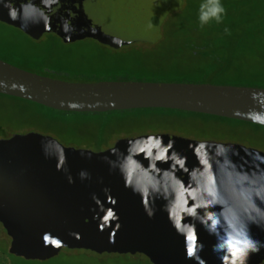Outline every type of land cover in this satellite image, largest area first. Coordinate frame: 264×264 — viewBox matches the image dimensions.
Listing matches in <instances>:
<instances>
[{
    "label": "water",
    "instance_id": "1",
    "mask_svg": "<svg viewBox=\"0 0 264 264\" xmlns=\"http://www.w3.org/2000/svg\"><path fill=\"white\" fill-rule=\"evenodd\" d=\"M0 93L68 112L166 108L250 123V114L264 112V87L137 80L77 82L41 75L3 59ZM147 136L171 142L169 155L174 151L186 166L178 170L173 165L158 181L154 176L144 179L175 193L178 216L185 204H193L191 193L205 203L215 197L210 210L221 219V228L229 221L239 228L247 225L251 237L259 242V251L248 250L243 255L244 264H264V151L168 132L120 137L102 150L64 145L37 131L0 138V223L12 239L10 251L41 261L66 247L98 254H143L152 264H198L197 257L205 264H222L219 257L223 253L212 249L216 236L197 218H184L186 235H181L161 210L163 199L152 204L156 214L149 218L140 197L125 188L119 172L111 168L110 161L119 163L127 155L129 141H139L133 145L139 148ZM201 142L206 147L200 160L210 161L206 167L193 154ZM219 145L225 153L217 152ZM136 159L147 165L142 153ZM156 167L168 169L169 164L160 162ZM81 171L89 178L81 179ZM189 236L195 239L189 241ZM188 248H192L191 257ZM231 259L229 256V264Z\"/></svg>",
    "mask_w": 264,
    "mask_h": 264
},
{
    "label": "trees",
    "instance_id": "2",
    "mask_svg": "<svg viewBox=\"0 0 264 264\" xmlns=\"http://www.w3.org/2000/svg\"><path fill=\"white\" fill-rule=\"evenodd\" d=\"M14 1L0 0V22L22 32L32 41L33 45L21 50L20 47L0 41V59L23 69L56 79L77 82L137 80L206 82L264 87V0L231 1L230 11L223 15L221 23H216L213 19V21L210 20L201 27L200 21L190 22L194 33H183L184 39L180 42L179 48L174 51L173 56L178 57L177 54L186 53L188 60L180 62V60L173 57H166L164 60H160L158 64H154L152 59H148L151 62L147 61L149 52L143 51V47L139 46V48L132 50L133 47L138 45L133 40L138 36L119 31V29H115L117 27H112L110 31L103 30L102 27L107 22L104 17L95 20L88 17L68 19L57 13L62 10H84L77 2L66 0L65 3H61L58 0L56 3H46L43 0L44 5L39 10L45 12L57 11H53L54 14H37V16L34 15L35 10L32 11L30 6L23 5L27 8L29 16L25 17L21 14L19 19L12 20L8 13L10 7H15ZM16 9L18 12L23 11L22 6L20 9ZM65 27L72 30L65 32ZM225 28L228 29L227 32ZM45 36L49 38L43 40ZM148 36L151 37L152 35ZM85 39H91L95 43H83L82 41ZM119 39H125L122 45L126 44V47H117V44L120 43ZM88 44L100 48L98 55L97 51L93 54L82 52V55L78 57L76 51L67 49L82 45L85 51V46H88ZM108 47H112V49L110 50ZM242 49L246 53V58L241 56ZM150 57H152V54L149 55ZM77 58L80 59L77 60ZM172 58L174 62H172ZM95 66L99 69L95 70ZM159 72H165L166 76L162 77L163 75ZM174 72L179 74L176 75ZM181 74L184 76H181ZM9 97L25 102L28 105V110L34 112V115L40 119L41 125L47 131L52 132L64 141L70 142L80 141L76 135L81 134V129H88L93 134L98 133L101 135L112 124L124 125L132 122H144L145 120H162V122L163 120H174L194 124L193 119L199 121L200 123L197 124L201 125H209L211 121L216 124L229 122L251 126L255 132L264 130V127L255 123L177 109L143 108L108 112H68L53 109L30 100L14 96ZM143 113H150L151 115H143ZM120 114L124 117L117 118V115ZM105 115H114L118 120L113 122L111 120L96 121V124L92 122L96 116L105 119ZM27 131L29 130L24 132ZM101 145H97V150L108 148ZM0 250L13 264H52L53 258L62 252L48 260L41 261L26 259L23 256L11 253L5 246L0 247ZM110 254L111 256L107 261H112L115 264H147L143 254ZM106 259L105 257L104 260H100L98 264H109Z\"/></svg>",
    "mask_w": 264,
    "mask_h": 264
},
{
    "label": "rangeland",
    "instance_id": "3",
    "mask_svg": "<svg viewBox=\"0 0 264 264\" xmlns=\"http://www.w3.org/2000/svg\"><path fill=\"white\" fill-rule=\"evenodd\" d=\"M13 1V0H10ZM43 0H15V8L20 9L22 5H28L34 11V15H49L54 14L57 10L45 12L39 10L43 7ZM58 1V0H57ZM61 3H65L66 0H60ZM70 2H77L84 10L77 11H58L68 19L72 17H85L99 19L104 17L107 21L102 27L105 31L112 30V27H117L119 31H125L129 34L138 36L133 40L138 44L133 49L143 47V51H148L152 57V62L158 64L159 61L164 60L166 57L171 58L174 56V51L179 48V44L184 39L183 33H194L191 29L190 22L199 21V9L201 3H205L206 0H67ZM168 1V2H167ZM191 1V3H189ZM233 0H221L225 13L230 11V3ZM35 8V9H33ZM38 9V10H37ZM223 14V15H224ZM5 16V15H2ZM8 17V16H6ZM102 20V19H101ZM100 20V21H101ZM213 21V20H211ZM95 26V24H94ZM96 27V26H95ZM68 30H72L68 28ZM148 35H152L149 37ZM48 39L45 36L43 40ZM123 38V37H119ZM0 41L20 47L19 49L25 50L33 45L22 32L7 26L0 22ZM120 43L117 44L118 48L126 47L122 45L125 39H119ZM83 43H95L91 39H85ZM81 43V42H78ZM86 45V50H83V46H74L67 49L76 51L78 57L82 55V52L98 55L99 47L95 45ZM150 44V45H149ZM110 50L112 47H108ZM117 49V48H116ZM142 49V48H140ZM114 50V49H113ZM243 58H246V53L242 49ZM245 53V54H244ZM170 55V56H168ZM178 57H173L176 60L186 61L188 56L186 53L177 54ZM83 58V57H80ZM80 58H77L79 60ZM172 58V62H174ZM183 59V60H182ZM169 60V59H168ZM99 68L95 66V70ZM159 74L166 76L165 72H159ZM178 75V72H174ZM181 76H184L181 74ZM28 105L25 102H21L15 98L4 96L0 94V138H5L7 135H13L15 133H24V131H37L44 134H49L57 138L61 143L68 146L91 148L97 150V145L102 144L103 147H110L120 137L141 135V134H153V133H174L194 139L207 140L214 139L221 142H235L245 145L247 147L256 148L264 151V130L255 132L251 126L244 124H232L229 122L216 124L211 121L209 125H201L199 121H194V124L183 123L182 121H165L163 120H145L139 123H128L124 125H118L117 123L108 126L106 131L101 135L93 134L91 130L81 129V134L76 135L78 142L64 141L58 136H55L52 132L47 131L41 125L40 119L34 115L32 110H28ZM24 111H23V110ZM27 109V111H25ZM32 109V107H30ZM164 114V113H163ZM135 115V114H134ZM143 115H151L146 113ZM164 115H169L165 113ZM117 118L124 117V115H117ZM173 116V115H172ZM104 118L96 116L92 122L107 120L113 122L118 119L114 115H105ZM130 117V115H128ZM181 120V119H177ZM190 121V122H192ZM96 124V123H95ZM39 126V127H37ZM207 126V127H205ZM28 132V131H27ZM81 142V143H80ZM9 246V238L7 232L0 223V247ZM91 250H76L68 251L66 249L55 258H53L52 264H98L100 260L106 261L111 254H97ZM140 257V256H138ZM147 264H151L147 257L143 256ZM50 261V260H49ZM109 264H115L112 261H107ZM0 264H13L11 260L0 250Z\"/></svg>",
    "mask_w": 264,
    "mask_h": 264
},
{
    "label": "clouds",
    "instance_id": "4",
    "mask_svg": "<svg viewBox=\"0 0 264 264\" xmlns=\"http://www.w3.org/2000/svg\"><path fill=\"white\" fill-rule=\"evenodd\" d=\"M46 3H56L57 0H45ZM22 12H18L15 7L9 8V16L12 20L20 18L21 14L25 17L29 16L27 8L22 5ZM199 21L200 26L203 27L210 20H215L216 23L223 21V14L225 8L223 7L221 0H206L205 3H201L199 9ZM25 26V25H24ZM26 27V26H25ZM65 32L68 29L65 27ZM227 32L228 29L225 28ZM253 123L260 124L264 127V112H258L250 114L249 117ZM143 144L139 148H135L133 145L139 143V141H129L127 155L119 163L110 161V166L114 171H118L124 187L130 189L134 195L140 197V202L149 218H153L156 214V209L152 207V204L158 199H163L165 204L162 211L167 213V218L171 226L177 230L181 235H186L183 222L185 217L197 218L204 228L211 235L216 236V243L212 246V249L216 253H223L219 258L222 264H229V256L232 257L230 264H244L243 255L248 251H259L256 246L259 242L255 241L251 235L247 225L243 228L237 227L231 221L227 226L221 228V219L219 216L212 212L210 209L214 206L215 197L208 200L206 203L203 201H197L196 194L191 193L193 204L191 206L185 204L180 211L179 216L176 214L174 201L175 193H168L167 190L162 191L158 182L152 179L145 180L144 177L154 176L158 181L160 176L165 175L168 171L172 170L173 165H176L178 170H183L186 166V162L182 158H177V153L174 151L169 155L173 145L171 142L165 143L164 138L158 136L143 137ZM205 143H199L193 148V154L197 157V160L203 166H208L210 161L200 160L201 150L205 149ZM226 149L222 145L217 146V152L219 154L225 153ZM143 154V160L147 161L145 166L142 160L136 159L137 156ZM160 162L169 164L168 169H158L156 165ZM230 162V161H229ZM81 179L89 178V175L81 171ZM179 180V177H177ZM69 182H74L69 177ZM183 184V181H180ZM219 190V188L217 189ZM108 191V189H105ZM212 195L211 192L208 193ZM197 209H202L203 212L198 213ZM189 241L194 240V236L188 237ZM199 247L202 249L203 244ZM188 254L192 256V248H188ZM198 264H205L202 258L197 257Z\"/></svg>",
    "mask_w": 264,
    "mask_h": 264
},
{
    "label": "flooded vegetation",
    "instance_id": "5",
    "mask_svg": "<svg viewBox=\"0 0 264 264\" xmlns=\"http://www.w3.org/2000/svg\"><path fill=\"white\" fill-rule=\"evenodd\" d=\"M12 136V135H11ZM11 136H6L5 138H9V137H11ZM126 137V136H125ZM113 145V144H112ZM112 145H110V147L112 146ZM8 236V235H7ZM8 238H10L9 236H8ZM11 247H12V239L10 238V240H9V246L7 247V249L9 250V252H11L10 250H11ZM63 249H69V248H63ZM62 249V250H63ZM61 250V251H62ZM85 250V249H84ZM12 253V252H11ZM14 253V252H13ZM108 254H110V253H108Z\"/></svg>",
    "mask_w": 264,
    "mask_h": 264
}]
</instances>
